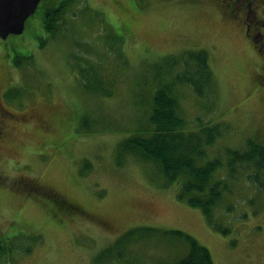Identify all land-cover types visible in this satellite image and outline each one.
<instances>
[{
	"label": "rangeland",
	"instance_id": "1",
	"mask_svg": "<svg viewBox=\"0 0 264 264\" xmlns=\"http://www.w3.org/2000/svg\"><path fill=\"white\" fill-rule=\"evenodd\" d=\"M57 2L40 0L22 33L0 38V92L11 87L8 109L17 118L0 140V237L30 242L28 253L15 250L2 264H169L186 251L180 240L157 235L130 242L123 259L94 262L139 225L189 233L213 264H264V187L254 186L250 167L230 173L225 165L227 149L244 150L248 139L264 145L262 60L250 40L210 0H67L52 33L45 10ZM198 49L208 54L212 95L171 82L184 70V51ZM170 55L176 64L163 65ZM90 64L105 82L115 80L113 94L104 93L105 82L98 90L78 82L79 68ZM164 82L185 131L222 125L202 159L222 162L211 179L225 185L213 211L218 229L177 197L180 182L161 187L152 164L118 148L126 136L148 134L152 98Z\"/></svg>",
	"mask_w": 264,
	"mask_h": 264
},
{
	"label": "trees",
	"instance_id": "2",
	"mask_svg": "<svg viewBox=\"0 0 264 264\" xmlns=\"http://www.w3.org/2000/svg\"><path fill=\"white\" fill-rule=\"evenodd\" d=\"M66 1L57 2L55 6L45 10L44 28L49 32L55 33L59 30L60 27L55 26H58V19L63 18L67 11ZM42 44L43 40H40L39 46ZM28 57L25 55V58ZM173 64H176L174 56L163 58V65L173 66ZM180 64L184 66V70L176 73L174 81L171 82L174 84L185 82L191 85L198 95L214 94L212 72L205 49L184 51V58ZM79 70L83 75L85 74L83 80H78L81 85L95 90L102 85L104 88L105 80L102 76L99 77L94 64L79 68ZM167 82H164L154 92L147 116L149 126H151L148 134L134 133L126 136L120 140L118 148L124 154L133 155L140 163L152 164L155 170L152 176L159 175L161 177L159 182L161 187H167L176 181L180 182L177 197L185 200L188 205L199 208L207 222L218 229L220 226L214 221L213 211L221 198L225 185L223 178L217 179L213 183L211 179L212 174L222 165V162L217 157L205 162H202V159L205 155V146L211 145L221 134L222 125L217 122L201 126L195 131H185V120L178 113L177 98L172 85ZM105 84L110 88L106 89L104 93L106 95L113 94L115 80L112 79ZM226 154L225 165L230 173L240 170V167L246 169L248 166L253 169L255 181L258 180V183L264 185V145L253 139H248L246 149H227ZM61 205L68 207L63 201ZM157 235L163 238L178 239L187 246L186 251L169 264H213L209 249L189 233L179 229H164L146 225L127 229L111 244L104 247L93 258L94 262L97 263L95 259L98 258L100 263L123 259L125 249L130 242ZM10 239L9 236L0 237V264L11 260L17 253H14L15 250L20 254L30 251V242H28V246L20 247V243L16 246Z\"/></svg>",
	"mask_w": 264,
	"mask_h": 264
},
{
	"label": "flooded vegetation",
	"instance_id": "3",
	"mask_svg": "<svg viewBox=\"0 0 264 264\" xmlns=\"http://www.w3.org/2000/svg\"><path fill=\"white\" fill-rule=\"evenodd\" d=\"M61 1L58 0V3ZM210 4L221 20L250 40L262 60L257 65V69H261L257 70V76L264 79V0H210ZM10 89L6 87L0 92V140L9 132V121L17 119L14 111L8 109V106L15 105L14 97L9 94ZM254 186L264 187L260 183Z\"/></svg>",
	"mask_w": 264,
	"mask_h": 264
},
{
	"label": "water",
	"instance_id": "4",
	"mask_svg": "<svg viewBox=\"0 0 264 264\" xmlns=\"http://www.w3.org/2000/svg\"><path fill=\"white\" fill-rule=\"evenodd\" d=\"M40 0H0V37L20 34L26 19L35 12Z\"/></svg>",
	"mask_w": 264,
	"mask_h": 264
}]
</instances>
